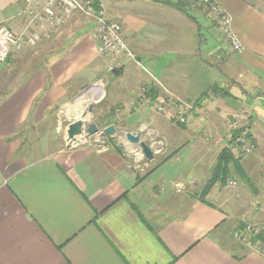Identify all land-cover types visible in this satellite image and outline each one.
I'll return each instance as SVG.
<instances>
[{"label":"crops","instance_id":"obj_1","mask_svg":"<svg viewBox=\"0 0 264 264\" xmlns=\"http://www.w3.org/2000/svg\"><path fill=\"white\" fill-rule=\"evenodd\" d=\"M216 1L231 15L243 53L230 49L200 0H104L136 59L100 54L93 21H75L78 15L36 45L12 48L0 63V264H264L233 237L226 205L237 195L215 183L200 197L234 117L252 129L264 159V0ZM24 7L0 0V23L20 33L29 19ZM100 78L102 96L89 91ZM144 85L157 89V101L171 98L172 110L138 102ZM87 101L119 107L104 127L138 133L162 150L150 160L121 132L112 134L117 146L69 145L68 125L84 119ZM262 161L241 164L264 205Z\"/></svg>","mask_w":264,"mask_h":264},{"label":"built area","instance_id":"obj_2","mask_svg":"<svg viewBox=\"0 0 264 264\" xmlns=\"http://www.w3.org/2000/svg\"><path fill=\"white\" fill-rule=\"evenodd\" d=\"M23 1L25 4L24 10L26 14L29 15V19L23 31L16 33L8 24L0 23L1 64L8 62L13 47H22L24 40L28 44L34 46L43 36H51L57 27L77 15L84 16L93 21V36L100 54L112 55L118 62H121L124 58L136 59L135 53L123 37L122 22L118 19L108 17L104 0ZM200 1L210 11V15L213 16L217 26L223 34L224 41L228 44L230 49L238 54L243 53L245 48L234 30L231 15L216 0ZM141 91L147 92L145 87H143ZM141 101L145 102L143 100ZM173 104H175V102H173ZM184 106L188 109L193 107V105L190 106V102L184 103ZM154 107L157 112L167 114L171 111L172 103L164 100H156ZM181 114L182 115L178 117V121L185 123L186 118L183 116V112H181ZM242 126L243 125L238 123L237 120H233L230 123L232 139L229 144V150L236 153L237 156H244L252 152L256 147L254 134H251L248 128L239 131ZM125 133L126 132H124V134ZM87 136L89 135L83 133L76 136L78 137L77 140L74 139L75 137L72 139L67 137L68 144L71 146L84 144L87 142ZM209 138H211L210 135ZM99 139H101V135H98V138L95 140ZM161 150L162 148H156V150L154 149V153H158ZM232 185H236V182L230 181L228 186ZM244 222L243 227H235L233 237L238 242L248 246L251 251L264 256V227L253 222Z\"/></svg>","mask_w":264,"mask_h":264},{"label":"rangeland","instance_id":"obj_3","mask_svg":"<svg viewBox=\"0 0 264 264\" xmlns=\"http://www.w3.org/2000/svg\"><path fill=\"white\" fill-rule=\"evenodd\" d=\"M200 3H201V1H200ZM202 4V3H201ZM203 5V4H202ZM208 9V8H207ZM75 21H80V22H85V20H87V18L86 17H84V16H80V15H78L77 17H75V19H74ZM8 68L10 67V66H7ZM7 68V69H8ZM108 75V74H107ZM13 76V73L11 72V73H8V75H7V77H6V79L8 78V82L10 81V79H11V77ZM111 77V75L109 74L108 76H107V79L106 78H104V80H106V81H108L109 82V78ZM111 80V79H110ZM103 78H100V79H98V80H96V82H94L91 86H90V88H89V91H91L92 93H93V91H92V89H93V87L94 86H96V85H100L101 87H102V89H103ZM114 84V83H113ZM111 87H113V86H111ZM143 87H145L146 88V90H147V92L145 93V92H143V91H141V89L143 88ZM143 87H141V89H140V92L138 93V99H137V101L138 102H140L141 104H151V105H154L155 104V102H153V103H150V102H148V99H150V87L149 86H147V85H144ZM216 88H218V86L216 85ZM220 88V87H219ZM109 89H110V86H107L106 87V90L107 91H109ZM221 89V93H223V94H225L226 93V89H224V88H220ZM142 93H143V95H142ZM146 96V97H145ZM93 97H94V100H96V97H95V95L93 94ZM93 97H92V99H93ZM143 97H145V98H143ZM83 98L82 97H77V98H75V101H73V102H71V103H77L78 101H80V100H82ZM171 98H162V100H164V101H168L169 103H171L172 101L170 100ZM141 100H143V101H145V102H142ZM93 103H90V102H86V106H85V108H84V112H85V117H84V119H87L86 120V123L87 124H89L90 122H96L98 125H99V127H100V130H103V128H104V125L105 124H103L104 123V118L107 116V115H110V114H118V112H116V108H119V107H116L115 109H111V108H107L106 110L104 109V106H103V103L101 102V103H96V102H94V101H92ZM89 104H91L92 105V109H94L93 110V112L95 113V117L93 118L92 116V112L91 111H89ZM193 103H191L190 102V106L192 105ZM172 106H173V104H172ZM196 106V105H195ZM195 106L194 107H192V108H189V109H194L195 108ZM179 107V106H178ZM177 109V119H178V117L180 116V115H182L181 114V109L180 108H176ZM175 109V110H176ZM188 109V110H189ZM171 110H172V107H171ZM183 114H184V112H183ZM183 116H185V118H186V120H187V114L186 115H183ZM233 118V117H232ZM239 118V117H238ZM236 118V117H234L232 120H230V123L233 121V120H237L238 121V123H240L241 125H243V126H245L246 128H248L249 129V131H250V133L251 134H254L253 133V131H252V129L250 128V127H248L247 125H245L244 124V122L239 118ZM72 118H70L69 120H71ZM69 120H65L64 122H63V126H64V128H67V123L69 122ZM179 120V119H178ZM106 127V126H105ZM229 127H230V124H229ZM128 130H120V132L122 133V134H124V132H127ZM65 132V131H64ZM120 132H119V129L117 128V130H116V132L115 133H113V134H120ZM132 132V131H131ZM133 133H135V132H133ZM100 134V133H99ZM98 133H96V134H93V137H90L89 138V141H91L92 142V145H95V143H96V140L95 139H97L98 138V135H99ZM117 134V136H119ZM136 134V133H135ZM125 135V134H124ZM209 135L211 136V138H213V134L212 133H207L206 134V139H207V141H209V140H211V138H209ZM59 137L58 138H60L61 139V141L63 140V133L61 132L59 135H58ZM126 136V135H125ZM254 137H255V135H254ZM231 137L228 139V141H227V144L225 145V147H227V149H229V144H230V141H231ZM255 140H256V137H255ZM63 143H65V140H63L62 141ZM33 143H37V144H40V145H43V146H48L50 143H55V142H53V141H49V140H38V141H35V142H33ZM117 143H118V139L114 136V137H112L111 139H110V146L111 145H113V146H117ZM85 144V143H84ZM94 147H96V148H99L98 147V145H96V146H94ZM257 148H258V144H257V141H256V147L254 148V150L252 151V152H250V153H247L246 155H244V157L241 159V161L243 160V165H244V167L245 168H247L248 167V165L247 164H245L244 162H246V160L248 159V158H253L254 156L255 157H257V158H260L261 160H263L262 162H263V164H264V159H262V157H260L259 155H256V153H257ZM255 152V153H254ZM259 154H262L261 152H259ZM162 156H166V153H163V154H161ZM160 155V156H161ZM250 155V156H249ZM248 156V157H247ZM264 156V155H263ZM156 163H158L159 162V159L157 160V161H155ZM242 165V166H243ZM153 165H151L150 166V168L152 167ZM243 167V168H244ZM250 176H251V178H254V180H252V183H253V185L255 186L256 185V183H258L256 180H255V176H252L251 174H249ZM233 180H235L236 181V185H232V186H228V185H226V186H223V185H221V186H219V192L221 193V192H224L225 194H227L228 196H230L231 197V194H235V196H236V199L234 198V197H232V199H230V204L229 205H226V207H228V209L230 210V212H231V218H230V220H231V225H234V226H236L239 222H240V220H242V221H244V220H247V221H249V222H253V223H257V224H259L260 225V220L259 219H261L262 217L264 218V205L263 204H257V198L256 197H254V195L252 194L251 195V190L250 189H248V191L250 192V194H247L246 193V191H247V187H248V185L246 184V182H245V180L244 179H242L239 175L238 176H236V178L235 177H233L232 178ZM210 183V182H209ZM209 185V184H208ZM214 185V184H213ZM212 185V186H213ZM211 186V187H212ZM247 186V187H246ZM260 190V189H259ZM258 190V191H259ZM261 193V191L259 192V195H261L260 194ZM222 195V194H221ZM208 198V197H207ZM236 201V202H235ZM260 208H262L261 210H260ZM260 210V211H259ZM240 213H241V218H239L240 217ZM257 218H259V219H257ZM262 223H264V222H262ZM263 225V224H262Z\"/></svg>","mask_w":264,"mask_h":264},{"label":"trees","instance_id":"obj_4","mask_svg":"<svg viewBox=\"0 0 264 264\" xmlns=\"http://www.w3.org/2000/svg\"><path fill=\"white\" fill-rule=\"evenodd\" d=\"M221 34H222V32H221ZM222 38L224 40L223 34H222ZM213 88H215V86H213L212 89ZM152 91H154V93H152ZM157 96H158L157 89H155L154 87H151L150 88V99H148V102H150V103L156 102ZM195 103L193 102V104H192L193 107L195 106ZM245 128H246L245 126H242L239 129V131H241L242 129H245ZM243 157L244 156H237L236 153H234L233 151H230L229 149H227V147H224L221 150V153L219 155V161L217 163L216 170H215V172H213V175L210 179V183L206 187V189L204 191H202L200 197L205 200V195L207 194V192L209 191V189L211 188V186L213 184L219 183V186L229 185L230 181L236 182L232 178L233 177L236 178V176H238V175L242 179L245 180L246 184L248 185V187L250 188L252 193H255L256 191H258L257 186L256 185L254 186L252 183V180H254V178H251L249 173L243 168V166L241 164V159ZM165 159H167V158H165ZM158 165L159 164L154 166L152 169L156 168ZM244 221H247V220H244ZM244 221L240 220V222L235 227H243L244 223H245ZM260 226H261V224H260Z\"/></svg>","mask_w":264,"mask_h":264},{"label":"water","instance_id":"obj_5","mask_svg":"<svg viewBox=\"0 0 264 264\" xmlns=\"http://www.w3.org/2000/svg\"><path fill=\"white\" fill-rule=\"evenodd\" d=\"M112 72L114 74H118L120 73V70L114 68L112 69ZM90 110L92 111V105L90 106ZM115 132H116V127L113 124L107 125L106 127L103 128V130H100V127L96 122H90L89 124H87L86 119L83 118H77L76 120L71 122L67 128V135L68 138L70 139L79 136L83 133H86L88 135L100 133L101 135L105 136V135H112ZM125 135L129 141L140 145L143 153L148 159L150 160L154 159V155H155L154 149L146 141L142 140L140 134L138 133L135 134L131 131H127Z\"/></svg>","mask_w":264,"mask_h":264},{"label":"flooded vegetation","instance_id":"obj_6","mask_svg":"<svg viewBox=\"0 0 264 264\" xmlns=\"http://www.w3.org/2000/svg\"><path fill=\"white\" fill-rule=\"evenodd\" d=\"M99 135H101V134H99ZM90 137H93V135L87 136V142H85V144L91 145V146L98 145L99 148H104V147H107L108 145H110V139L112 138V135H105V136L101 135V139L96 140L95 145H92V142L89 141Z\"/></svg>","mask_w":264,"mask_h":264},{"label":"bare ground","instance_id":"obj_7","mask_svg":"<svg viewBox=\"0 0 264 264\" xmlns=\"http://www.w3.org/2000/svg\"><path fill=\"white\" fill-rule=\"evenodd\" d=\"M92 91L93 92H97L99 94V96H102L104 94L103 93V90H102V87L100 85L94 86L93 89H92Z\"/></svg>","mask_w":264,"mask_h":264}]
</instances>
